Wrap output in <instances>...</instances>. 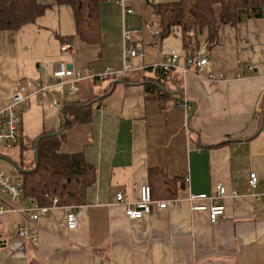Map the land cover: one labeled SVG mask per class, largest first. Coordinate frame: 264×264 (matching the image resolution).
<instances>
[{
	"label": "crops",
	"instance_id": "crops-1",
	"mask_svg": "<svg viewBox=\"0 0 264 264\" xmlns=\"http://www.w3.org/2000/svg\"><path fill=\"white\" fill-rule=\"evenodd\" d=\"M36 1L48 6L43 15L0 33V111L19 87L48 80L60 62L82 79L77 94L55 96L58 108L51 97L42 104L35 88L27 89L19 151L0 145V170L21 180L16 168L34 166L35 139L67 121L61 151L80 154L94 168L95 180L85 202L74 206L73 230L66 228L62 208L35 222L6 215L0 222V264H264V8L259 19L221 26L207 48L205 35L199 36L195 57L207 54L208 64L187 73L172 69L165 99L157 100L146 94L144 78L155 75L162 55L184 50L179 28L163 39L151 32L159 20L154 6L178 0H128L125 14L117 0H106L99 6L94 45L77 37L65 41L75 33L70 7ZM123 32L143 56L128 57L127 72L117 77ZM65 47L68 54L62 53ZM105 71L113 74L94 78ZM209 74L222 80L211 82ZM159 172L177 179L180 201L138 220L126 218L115 195L136 202L141 187ZM250 173L257 176L255 188L248 185ZM218 184L228 196L221 201L223 216L211 224L186 199L209 195ZM233 191L237 195L229 196ZM21 227L26 238L16 236Z\"/></svg>",
	"mask_w": 264,
	"mask_h": 264
},
{
	"label": "trees",
	"instance_id": "trees-1",
	"mask_svg": "<svg viewBox=\"0 0 264 264\" xmlns=\"http://www.w3.org/2000/svg\"><path fill=\"white\" fill-rule=\"evenodd\" d=\"M54 1L57 6L70 7L73 13L75 33L65 41L77 37L87 44L98 43L99 6L106 0ZM47 8L48 6L41 5L36 0H0V33L15 32L34 23ZM263 8L264 0H178L154 6L159 19L155 30L159 38L163 39L169 35L171 28H179L184 52L195 58L199 36L205 35L207 48L213 45L221 26L235 25L249 18L259 19ZM154 70L155 75L144 78L142 84L148 96L163 100L166 96L163 90L166 89V80L172 70ZM87 114L88 112L82 114L77 121H84L83 117ZM64 124L67 127L70 123L65 121ZM62 138V133L42 138L37 149V166L26 169L21 174L25 197L39 206L50 205L53 197L57 198L59 206L81 205L85 202L86 190L95 180L94 168L80 154L61 151ZM156 176L159 178L150 180V186L148 185L152 199H175L177 179L164 178L161 172Z\"/></svg>",
	"mask_w": 264,
	"mask_h": 264
},
{
	"label": "built area",
	"instance_id": "built-area-1",
	"mask_svg": "<svg viewBox=\"0 0 264 264\" xmlns=\"http://www.w3.org/2000/svg\"><path fill=\"white\" fill-rule=\"evenodd\" d=\"M128 0H117L116 5L121 8L122 12L127 13L126 3ZM151 32L157 36L156 30ZM130 33L123 32V46H122V70L114 72L117 77H122L128 70V57H142L141 50L135 49L130 43ZM63 54H68L67 47L62 50ZM208 64V55L204 54L201 57H191L185 52L165 53L155 65L156 68L167 71L172 69H179L182 73L189 72L192 68L202 70ZM250 67L249 70H252ZM110 71L94 76L97 79L111 75ZM91 77L92 74L89 73ZM82 79L81 73L69 68L64 62H60L56 69L51 74L48 80H36L29 82L24 86L19 87L10 96L8 106L0 111V145L4 149H11L15 147L19 139V125H20V106L23 104L27 106V89L32 86L35 88V95L40 103L51 97V103L58 108L60 102L55 98L56 95L66 94L73 96L79 92V83ZM208 80L211 82H218L222 80V76L214 77L208 75ZM257 176L255 173H250L248 177V185L255 188L257 185ZM235 191L231 192L229 196H236ZM227 195L223 185L215 186L213 192L209 195L204 193L189 194L187 201L190 204L192 211L206 212L208 220L211 224L221 218L224 214V206L221 204L222 199ZM264 202V195H263ZM180 200L166 199L154 200L151 197L149 186L145 185L140 189L139 199L134 203H127L123 199V195L118 192L115 195V203L124 206V215L130 220H138L143 216L149 214L152 209L163 210L176 206ZM206 202L207 204H202ZM62 208L65 211V224L68 230H73L77 227L78 216L74 212V206H59L56 197L51 199V204L48 206H39L35 202L27 199L24 195L23 185L20 179L6 174L0 170V222L8 214H17L23 216L26 220L35 222L38 219L47 216L52 210ZM16 236L19 238H26L27 232L24 228H19L16 231Z\"/></svg>",
	"mask_w": 264,
	"mask_h": 264
},
{
	"label": "water",
	"instance_id": "water-1",
	"mask_svg": "<svg viewBox=\"0 0 264 264\" xmlns=\"http://www.w3.org/2000/svg\"><path fill=\"white\" fill-rule=\"evenodd\" d=\"M68 67L71 68L70 65H68ZM64 129H65V124L63 123L61 130H59L57 132H52V133H48V134H45V135H41V136H39L36 139V141L34 143V166L35 167L37 166V163H38V150H37L38 149V144L42 140V138H44V137H51V136H58V135H60L61 133L64 132ZM16 170L19 173H22L23 172V170H20L18 167L16 168Z\"/></svg>",
	"mask_w": 264,
	"mask_h": 264
},
{
	"label": "rangeland",
	"instance_id": "rangeland-1",
	"mask_svg": "<svg viewBox=\"0 0 264 264\" xmlns=\"http://www.w3.org/2000/svg\"><path fill=\"white\" fill-rule=\"evenodd\" d=\"M11 150H15V151H13L15 153H17L19 151L17 146H15L14 148H11ZM3 168H5L7 170V172L9 171L11 174H14V172L10 170V167L7 164L4 165Z\"/></svg>",
	"mask_w": 264,
	"mask_h": 264
}]
</instances>
